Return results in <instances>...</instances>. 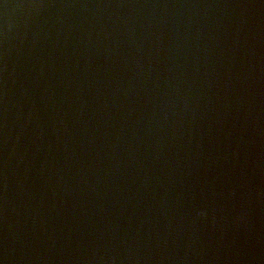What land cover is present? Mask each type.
<instances>
[{
	"label": "water",
	"instance_id": "95a60500",
	"mask_svg": "<svg viewBox=\"0 0 264 264\" xmlns=\"http://www.w3.org/2000/svg\"><path fill=\"white\" fill-rule=\"evenodd\" d=\"M0 264H264V0H0Z\"/></svg>",
	"mask_w": 264,
	"mask_h": 264
}]
</instances>
